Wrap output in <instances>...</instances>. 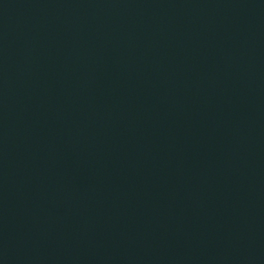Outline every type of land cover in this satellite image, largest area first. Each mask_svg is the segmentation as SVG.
Returning a JSON list of instances; mask_svg holds the SVG:
<instances>
[{
	"label": "water",
	"instance_id": "95a60500",
	"mask_svg": "<svg viewBox=\"0 0 264 264\" xmlns=\"http://www.w3.org/2000/svg\"><path fill=\"white\" fill-rule=\"evenodd\" d=\"M0 264H264V0H0Z\"/></svg>",
	"mask_w": 264,
	"mask_h": 264
}]
</instances>
